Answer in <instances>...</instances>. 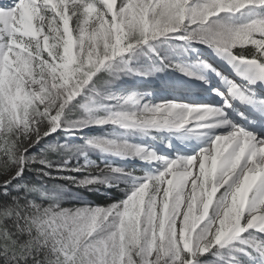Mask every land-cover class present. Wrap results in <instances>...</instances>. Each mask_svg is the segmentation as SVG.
Returning a JSON list of instances; mask_svg holds the SVG:
<instances>
[{
    "label": "snow or ice",
    "instance_id": "6c2138e0",
    "mask_svg": "<svg viewBox=\"0 0 264 264\" xmlns=\"http://www.w3.org/2000/svg\"><path fill=\"white\" fill-rule=\"evenodd\" d=\"M161 38L182 51L206 45L244 83L200 62L227 88L212 89L221 107L112 93L121 75L161 70L130 67ZM0 78V264H264V0H0ZM120 101L138 112H114ZM232 101L245 107L243 127L225 115ZM108 125L119 131L29 151L58 130ZM193 125L228 131L172 159L128 139ZM108 156L160 165L137 175ZM122 183L110 203L81 195Z\"/></svg>",
    "mask_w": 264,
    "mask_h": 264
},
{
    "label": "bare ground",
    "instance_id": "6f19581e",
    "mask_svg": "<svg viewBox=\"0 0 264 264\" xmlns=\"http://www.w3.org/2000/svg\"><path fill=\"white\" fill-rule=\"evenodd\" d=\"M175 44H180V41H174ZM197 45V44H195ZM205 45H201L200 52H203L213 60L220 63L221 68H223L226 72L235 73L236 71L231 67L223 58L217 56L214 51L210 48L204 47ZM195 48V47H192ZM195 51H184L180 52L179 48L176 49L175 52L172 53L170 57H166V61L163 63L161 62V65H158L157 68H160V71L155 72L152 76L148 78H143L141 76H131L128 79V84H126L124 87L120 88V91H117V93H121L122 96H127L129 94H133L132 91L135 90V93L137 94H144L143 95V101L148 102L151 99L152 104L162 103V102H175V103H187L188 105H196L204 107L205 101H195L192 100H204L205 98H208L209 96L206 94V91L204 90L205 85L202 82V79H197L195 76H188L185 75L178 70L172 68V67H164V65L167 64H175L180 63L186 67L189 68L190 71L196 73L197 75L203 76L201 73H199L198 68L199 66H196V63L198 61V57ZM235 51V50H234ZM200 54V53H198ZM164 55V52H163ZM133 68H138L137 70H149L151 71L154 66H141L139 62H132L130 65ZM193 90H196V94L193 92ZM199 91V92H197ZM171 92H174L175 94H172ZM115 93V94H117ZM176 93L180 94L177 95ZM151 94V96H150ZM198 95V96H197ZM203 95V96H202ZM164 99V100H163ZM209 104V107H221L222 104L218 103V101H214ZM113 110L114 112H120V110H126L127 113L135 114L138 112V109L135 105L132 104H125L122 101L120 102H114L113 104ZM229 119H231L234 123L239 124V120L232 116L231 114L227 115ZM215 120V118H210ZM98 128V127H94ZM103 131V134H105L107 137L112 135L114 132H118L119 129H114L112 126H104L101 129ZM228 131V128H215V129H200L196 128L195 125H193L191 128H186L184 130L179 131H173L175 132V135H177L178 139L189 136L191 138L189 140L188 145L184 144V142H179L177 147L184 151L183 155L184 157H189L195 154H198L200 150H202L204 147H207L208 143L210 142V139L213 135L218 134H225ZM257 134H260V132L264 131L261 129L255 130ZM167 130L157 131L156 133H159L160 138L159 141L162 143L163 141L168 140V134ZM167 135V136H166ZM171 136V134H169ZM129 141L131 143H135L137 145H142L148 147L150 150L158 151L161 148H163L160 143L155 142L154 140L148 138L147 136L142 135H132L128 137ZM195 149V150H194ZM129 160H139V158H127ZM136 162V161H135ZM138 164L140 162H137ZM142 163V169L150 166L149 162L141 161ZM153 163H151L152 165ZM140 165V164H139ZM138 168V169H141ZM138 172V171H137ZM145 172V171H141Z\"/></svg>",
    "mask_w": 264,
    "mask_h": 264
},
{
    "label": "rangeland",
    "instance_id": "374dc122",
    "mask_svg": "<svg viewBox=\"0 0 264 264\" xmlns=\"http://www.w3.org/2000/svg\"><path fill=\"white\" fill-rule=\"evenodd\" d=\"M174 41H178V40H167L166 42L163 41V38H161L160 40H156V41H153V42H150L154 47H156V49L158 50L159 54H161L162 56V59L161 61L156 57V55H153L151 52H149V49H148V46H145L143 50H140L136 53H131L130 55L134 56L135 58L130 60V65L132 64V62H139L141 66H144V67H147V66H154V68H157L158 65H161V62H165L166 61V57H170L172 55L173 52L176 51L177 47L176 45L178 44H175ZM197 44V45H195ZM201 43H198V42H193L192 44V47H195L194 49H199L201 50ZM204 47L207 48V46L205 45ZM180 52H184L182 51L181 49H179ZM163 52H164V55H163ZM131 67V66H130ZM135 69H138V68H135ZM99 75L101 76H104L106 78V73H100ZM133 78L134 76L136 75H132ZM131 76H125V75H121L119 76L112 84H111V87H110V91L112 93H117V91H120V88L124 87L126 84H128V79L130 78ZM0 82H2V78H0ZM120 112H126V110H120ZM102 127H98V128H94V127H89V128H86V129H83L81 132H79L78 135H75L71 138L69 137H66L63 132L59 131L57 133H53L51 134L50 136L48 137H45L44 141L41 142L40 145H37L35 149H30V153L32 152H39L41 150L42 147L46 146V145H51V144H64V143H68V144H76V145H80V144H83L85 142L84 139H82V137H107L105 134H103V131L101 130ZM139 135V134H138ZM153 139V138H152ZM135 144V143H133ZM89 157L91 158V160L93 161H97L96 159H103L104 157L101 156V154L98 152V151H90L88 153ZM107 160H110L114 166H118V167H121V168H126V169H134L138 172H141V171H145L147 168L146 165L144 169H142L141 165V161L139 160H136L134 159L135 161L133 162V160L130 161H127V162H123L122 160L120 159H124V160H129L127 158H119V161L118 159L116 160V157L114 156H108L106 158ZM98 160V161H99ZM123 162V164L121 163ZM133 162V163H132ZM137 162H140L139 164ZM119 163V164H118ZM128 163H131L130 165ZM129 166V167H128ZM138 168H141V169H138ZM137 175H143V174H138L136 173ZM33 175V178H34V174ZM126 188V185H124L123 183L120 185L119 188H116L117 189V193L118 195L116 196L115 194L113 195L112 193H107V198H111V199H121L123 198L124 196V189ZM81 195L83 196V198L87 201H90V202H94V199H90V198H86L84 196V191L81 192ZM112 200H110L108 203H110ZM76 203L75 200H66L65 201V206H71L72 204ZM95 204H98L97 202Z\"/></svg>",
    "mask_w": 264,
    "mask_h": 264
},
{
    "label": "trees",
    "instance_id": "16d2710c",
    "mask_svg": "<svg viewBox=\"0 0 264 264\" xmlns=\"http://www.w3.org/2000/svg\"><path fill=\"white\" fill-rule=\"evenodd\" d=\"M241 49L237 48L236 49V52H240ZM245 52V54L247 55L250 50L249 49H244L243 50ZM117 189L116 188H113V189H110L107 193H112L113 195L115 194L116 196L118 195V193L116 192ZM84 196L88 199H94V202L98 203V204H105V203H108L110 200H114V199H109L107 198V195L104 193V192H89V191H84ZM116 200V199H115Z\"/></svg>",
    "mask_w": 264,
    "mask_h": 264
}]
</instances>
